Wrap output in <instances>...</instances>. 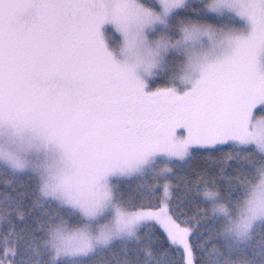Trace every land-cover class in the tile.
Segmentation results:
<instances>
[{
    "label": "snow or ice",
    "instance_id": "snow-or-ice-1",
    "mask_svg": "<svg viewBox=\"0 0 264 264\" xmlns=\"http://www.w3.org/2000/svg\"><path fill=\"white\" fill-rule=\"evenodd\" d=\"M0 264H264V0H0Z\"/></svg>",
    "mask_w": 264,
    "mask_h": 264
}]
</instances>
